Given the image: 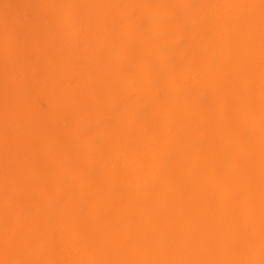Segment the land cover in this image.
Instances as JSON below:
<instances>
[{
  "label": "bare ground",
  "instance_id": "6f19581e",
  "mask_svg": "<svg viewBox=\"0 0 264 264\" xmlns=\"http://www.w3.org/2000/svg\"><path fill=\"white\" fill-rule=\"evenodd\" d=\"M34 1L0 6V264L264 261L260 0Z\"/></svg>",
  "mask_w": 264,
  "mask_h": 264
},
{
  "label": "rangeland",
  "instance_id": "374dc122",
  "mask_svg": "<svg viewBox=\"0 0 264 264\" xmlns=\"http://www.w3.org/2000/svg\"><path fill=\"white\" fill-rule=\"evenodd\" d=\"M5 1H6L7 3H5ZM17 1H19V0H16V1L14 0V2H16V3H14L13 0H11V1H10V0H4V3H3V1L0 0V3H1L0 6H1V5H2V6L6 5V7H7L6 10H7V11H9V12H11V13H17V11L20 9V7H19ZM31 1H34V0H31ZM48 1H49V3L46 4V5H51V6L56 5V4L53 3V0H48ZM51 1H52V3H53L54 5H53L52 3H50ZM11 2H12V4H11ZM34 2L36 3V1H34ZM54 2H55V1H54ZM35 3H30V6H29V8H28V12H26V10H25V13H27L26 16L30 17V15H31V17L29 18L30 20H31V19L33 20V19H34V15H33V14L36 12L37 9H39V6H40V4L38 5V4H35ZM9 4H11V5H13V6H11V5L9 6ZM15 4H16V5H15ZM31 4H32V5H31ZM33 4H34L35 6H34ZM8 6H9V7H8ZM31 6H32V7H31ZM37 6H38V8H37ZM6 7L4 6V8H6ZM15 7H16L17 11H16ZM30 7H31V8H30ZM54 7H55V6H54ZM54 7H53V8H54ZM18 8H19V9H18ZM36 8H37V9H36ZM8 9H9V10H8ZM34 9H35V10H34ZM44 9H45V8H44ZM11 10H12V11H16V12H12ZM46 10H47V9H46ZM46 10H43V11L40 12V13L43 12V14H40V15L35 14V15H36V16H40V18L42 17V19L46 20L47 22L52 21V18H50V17H53V21H52V22H54V19H56V18H54V17H57V15H55L56 13L54 14L52 7H51V8L49 7V9L47 10L49 13H48ZM19 11H20V10H19ZM34 11H35V12H34ZM44 11H45V12H44ZM52 12H53V13H52ZM29 13H30V14H29ZM52 14H53L54 16H53ZM26 16H25V17H26ZM28 17H26L25 19L27 20ZM48 18L51 19V20H49ZM23 19H24V18H23ZM48 20H49V21H48ZM33 21H34V20H33ZM52 22H50V24H52ZM19 25H20V24H19ZM148 25H150V24H149V23H145V24H144V30H145V28L148 29V28L151 26V25H150V26L148 27ZM28 26H29V25H28ZM18 27H19V26H18ZM27 28H28V27H27ZM24 29H25V28H24ZM24 29H23V31L25 32ZM52 29H53V28H52ZM54 30H55V29H54ZM54 30H53V31H54ZM24 32H23V34H24ZM26 35H27V34H24L23 36H26ZM156 36H157V35H156ZM156 39H158V36L156 37ZM21 42H22V41H20V43H21ZM23 42H24V41H23ZM23 42H22V43H23ZM20 43L17 42L16 45H17V44H20ZM22 43H21V45H19L20 47L17 46V47H18V49H17L18 52H17V50H16L15 53H16V56L19 55V54H20L19 56H21V54H22L21 58L23 59V58H24V57H23V56H24L23 53L25 52L24 54L27 55V51H28V49L25 48V45H24L25 43H24V44H22ZM23 45H24V47H23ZM21 46H22V47H21ZM22 48H23V49H22ZM20 49H21V50H20ZM24 49H27V51H24ZM22 50H23V52H22ZM19 52H21V53H19ZM0 53H1V50H0ZM2 57H3V58H2ZM19 59H20V58H19ZM0 60L3 61V63H1V61H0V64H1V65L3 64V66H4V65H5V64H4V63H5V60H4V56H3V54H0ZM60 65H61V64H60ZM3 66H1L0 69H2ZM1 76H2V75L0 74V79L3 78V77H1ZM1 90H2V89H0V92H2V94L5 95V94H6V93H5L6 91H4V89H3L4 92L1 91ZM43 105H44V104H42V106H43ZM43 107H45V105H44ZM57 208H58V207H57ZM46 212H47V211H46ZM46 212H45V213H46ZM47 213H48V212H47Z\"/></svg>",
  "mask_w": 264,
  "mask_h": 264
},
{
  "label": "snow or ice",
  "instance_id": "6c2138e0",
  "mask_svg": "<svg viewBox=\"0 0 264 264\" xmlns=\"http://www.w3.org/2000/svg\"><path fill=\"white\" fill-rule=\"evenodd\" d=\"M260 5H261L262 15H264V0H261ZM173 86L176 87V88L183 87V81H182V79H180V78L175 79L173 81Z\"/></svg>",
  "mask_w": 264,
  "mask_h": 264
},
{
  "label": "clouds",
  "instance_id": "9594fccd",
  "mask_svg": "<svg viewBox=\"0 0 264 264\" xmlns=\"http://www.w3.org/2000/svg\"><path fill=\"white\" fill-rule=\"evenodd\" d=\"M261 2V0H260ZM19 264H27V262L21 261ZM243 264H249V262H243ZM259 264H264V261H260Z\"/></svg>",
  "mask_w": 264,
  "mask_h": 264
}]
</instances>
